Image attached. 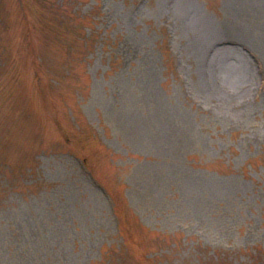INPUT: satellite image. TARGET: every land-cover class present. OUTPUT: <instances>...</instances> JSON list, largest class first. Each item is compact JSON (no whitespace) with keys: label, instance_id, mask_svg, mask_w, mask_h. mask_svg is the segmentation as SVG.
Returning a JSON list of instances; mask_svg holds the SVG:
<instances>
[{"label":"rangeland","instance_id":"obj_1","mask_svg":"<svg viewBox=\"0 0 264 264\" xmlns=\"http://www.w3.org/2000/svg\"><path fill=\"white\" fill-rule=\"evenodd\" d=\"M0 264H264V0H0Z\"/></svg>","mask_w":264,"mask_h":264}]
</instances>
